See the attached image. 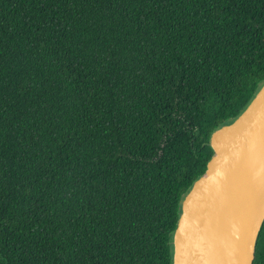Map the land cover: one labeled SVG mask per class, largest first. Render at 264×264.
<instances>
[{
    "label": "trees",
    "instance_id": "obj_1",
    "mask_svg": "<svg viewBox=\"0 0 264 264\" xmlns=\"http://www.w3.org/2000/svg\"><path fill=\"white\" fill-rule=\"evenodd\" d=\"M263 84L264 0H0V264H172Z\"/></svg>",
    "mask_w": 264,
    "mask_h": 264
},
{
    "label": "water",
    "instance_id": "obj_2",
    "mask_svg": "<svg viewBox=\"0 0 264 264\" xmlns=\"http://www.w3.org/2000/svg\"><path fill=\"white\" fill-rule=\"evenodd\" d=\"M209 145L207 170L181 204L172 264H254L264 225V84Z\"/></svg>",
    "mask_w": 264,
    "mask_h": 264
}]
</instances>
